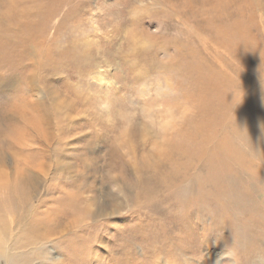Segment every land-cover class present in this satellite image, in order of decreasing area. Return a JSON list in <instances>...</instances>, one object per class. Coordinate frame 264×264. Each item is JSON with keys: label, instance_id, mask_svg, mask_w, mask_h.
I'll list each match as a JSON object with an SVG mask.
<instances>
[{"label": "rangeland", "instance_id": "1", "mask_svg": "<svg viewBox=\"0 0 264 264\" xmlns=\"http://www.w3.org/2000/svg\"><path fill=\"white\" fill-rule=\"evenodd\" d=\"M0 264H264V0H0Z\"/></svg>", "mask_w": 264, "mask_h": 264}, {"label": "clouds", "instance_id": "2", "mask_svg": "<svg viewBox=\"0 0 264 264\" xmlns=\"http://www.w3.org/2000/svg\"><path fill=\"white\" fill-rule=\"evenodd\" d=\"M110 107L111 106L108 101H105L100 105L101 111L104 112H108L110 110ZM190 111L191 107L187 104H184L181 107H169L166 109H162L160 112L159 120L157 121V125L162 132H166L173 125L182 122ZM113 119L114 117L111 115L105 116L106 122H111ZM115 119H118L121 122H126L129 119V114L121 110L116 114Z\"/></svg>", "mask_w": 264, "mask_h": 264}]
</instances>
